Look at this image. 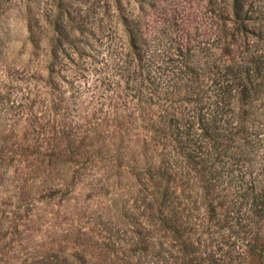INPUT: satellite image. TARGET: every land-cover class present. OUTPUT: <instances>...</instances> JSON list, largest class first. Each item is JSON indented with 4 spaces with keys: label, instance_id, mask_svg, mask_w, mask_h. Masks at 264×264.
Returning a JSON list of instances; mask_svg holds the SVG:
<instances>
[{
    "label": "rangeland",
    "instance_id": "rangeland-1",
    "mask_svg": "<svg viewBox=\"0 0 264 264\" xmlns=\"http://www.w3.org/2000/svg\"><path fill=\"white\" fill-rule=\"evenodd\" d=\"M243 1L253 18L247 28L259 35L257 49L264 51V0ZM233 4L234 0H0V264H36L42 256L56 253L71 263L78 261L80 242L90 245L89 256L97 262L107 240L113 242L109 250L114 264H161L158 249H150L142 260L127 242L133 225L124 215L125 205H134V189L139 186L133 169L147 166V158L156 153L152 142L144 145L138 140L147 133L134 119L142 113L126 103L132 97L125 99L124 84L115 86L131 48L127 23L139 27L150 50L169 66L163 78L173 83V72L182 65L175 61L181 46L193 48V42H201L215 59L236 49L233 44H212L237 28ZM64 27L74 43L65 42L57 59L53 42ZM260 112L264 122V110ZM262 142L254 144L255 162L249 168L254 166L263 186ZM67 143L77 148L71 166L76 163L79 173L74 176L67 165L50 174L48 181L61 184L69 173L66 195L41 198L49 194L42 191L45 173L34 174L35 181H29L33 187L19 192L24 180H14V172L31 170L40 159L38 149L56 152L59 146L57 152L62 149L66 156ZM144 148L146 156L140 154ZM115 154L119 157L112 158ZM7 166L10 173L4 174ZM24 194L33 200L32 211L27 205L19 208L21 197L27 198ZM11 211L23 217L42 213V219L25 221L26 229L14 222ZM162 235L158 233L156 244ZM241 250L244 256L236 264H262L248 256L246 246Z\"/></svg>",
    "mask_w": 264,
    "mask_h": 264
},
{
    "label": "trees",
    "instance_id": "trees-1",
    "mask_svg": "<svg viewBox=\"0 0 264 264\" xmlns=\"http://www.w3.org/2000/svg\"><path fill=\"white\" fill-rule=\"evenodd\" d=\"M233 11L237 28L224 32L212 44H233L236 49L215 59V54H207L210 48L201 42H193V48L181 46L175 61L182 65L179 71L171 68L173 83L163 78L169 66H164L160 56L150 50L139 27L127 23L131 48L115 86L121 88L124 84L125 99L132 97L126 103L142 113L134 119L142 122L147 133L138 140L144 145L152 142L156 152L150 160L147 158V166L133 169L139 186L134 189V205H125L128 211L124 215L133 225V235L127 242L133 246L134 256L142 260H147L150 249H158L161 264H236L243 258L241 249L246 246L248 256L264 264V185L259 173L254 174V166L249 168L255 162L252 153L258 144H254L264 140V122L260 118L264 110V51L257 49L255 37L259 35L247 28L253 18L244 1L234 0ZM65 42L73 44L74 40L64 27L53 42L55 58H59L58 50ZM57 148L52 147L56 152L36 150L40 158L37 164L28 172H14V180H24L19 192L33 187L30 182L35 181L34 174L45 173L42 191L49 194L41 198L50 201L59 194L66 195L63 187L69 189V173L64 174L61 184L51 180L49 185V177L64 171L67 165L76 176L77 164L71 165L78 153L70 143L65 146L66 156ZM144 149L140 154L146 156ZM117 157L115 154L112 158ZM9 169L4 174L10 173ZM26 197H21L19 208L30 206L32 211L33 200ZM10 213L23 228L25 221L42 219V213L31 217ZM159 232H163L164 239L156 244ZM112 245L111 240L103 242L102 258L97 262L91 258L90 245L80 242L83 248L76 252L78 261L70 263L67 257L61 260L62 255L56 253L42 256L35 263L114 264L109 250ZM103 246L107 249L103 250ZM147 264L160 263L150 260Z\"/></svg>",
    "mask_w": 264,
    "mask_h": 264
}]
</instances>
